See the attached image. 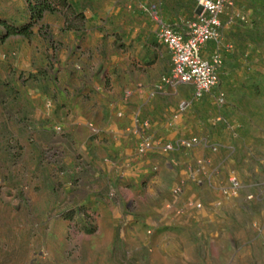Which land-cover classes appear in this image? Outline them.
<instances>
[{
	"label": "rangeland",
	"instance_id": "obj_1",
	"mask_svg": "<svg viewBox=\"0 0 264 264\" xmlns=\"http://www.w3.org/2000/svg\"><path fill=\"white\" fill-rule=\"evenodd\" d=\"M195 4L97 0V19L47 12L29 37L6 40L0 27V264H264V0H235L219 39L202 49L221 59L204 104L193 86L163 84L171 72L164 59L150 61L163 70L153 82L136 64V83L122 90L167 87L155 89V101L176 113L185 103L187 121L171 140L148 134L165 143L196 136V146L132 156L127 169L149 159L148 172L124 175L125 161L110 158L92 131L101 93L114 95L126 80L114 77L118 50L137 51L157 35L152 10L182 29ZM5 20L29 23L27 2L0 0ZM53 26L82 31L80 46L66 47ZM63 54L69 62L61 70ZM72 71L80 81L70 82ZM231 175L239 179L235 193Z\"/></svg>",
	"mask_w": 264,
	"mask_h": 264
},
{
	"label": "crops",
	"instance_id": "obj_2",
	"mask_svg": "<svg viewBox=\"0 0 264 264\" xmlns=\"http://www.w3.org/2000/svg\"><path fill=\"white\" fill-rule=\"evenodd\" d=\"M69 1L74 11L76 13L83 14V16L86 18L97 19V17H101V13L97 10L95 5L97 0ZM179 19V23H181L183 19ZM173 24L176 25L175 23ZM52 28L55 37H57L58 40H60L66 47L70 44V48H72V45L74 44L79 47L81 40L84 38L82 31L72 28L66 30L64 27L56 26H53ZM95 28H90V31L93 30L94 34H97V36L101 39L100 41L103 42V34H99L100 30H97L98 27ZM151 35L152 37L149 40H141L142 44L139 45L137 51L130 48L127 49V52L124 55L122 54V48L118 50L119 52L117 53V56L113 57L114 59L112 61V64L115 65L116 68V76L114 75V77L118 78L119 80H125L126 77V80L121 83L118 82L113 88L114 95H110L108 98L104 96L105 92L103 91V93H101L102 100L98 101L96 109L93 111L95 112L94 114L97 113L98 115L93 118H96V124H94L95 129L92 128V131L94 132L95 136L99 137V139H105L103 144L108 146L107 150L109 151L110 158H116L118 161H120V164H123L125 161L124 169H127V167H129L131 164L130 162L132 160V156H136L135 158L139 159L137 157L138 148L136 147H138L141 138L134 131V116L142 117L143 120L151 122V126L148 130L149 132L151 131V134L153 133L160 136H166V139L169 140H171L172 137L181 134V129L184 125V122L187 121L186 117L184 118L182 114L177 115L178 113H176L174 110H171V113L169 108L155 101L156 97L153 96L157 93L155 89H158V91H163L161 93H165L164 89L168 86L160 87V85L154 84V88L149 90V92H147V89L144 90L142 88H135L133 92H128L129 90H126L123 96L122 90L127 89V85H132V83L135 82L134 80H137L139 77L136 75V64L138 65L142 62V67H144L143 72L152 78L150 79L151 82L154 81V77H158L160 71H163L154 70L153 68L156 67L157 64L154 66L152 62L155 61L154 63H158L160 59H164L168 61L172 68V55L169 51V48L158 39L155 33H151ZM118 44L121 43L118 41L117 45ZM66 56L67 54H63L57 57L59 58V63L56 64V66L60 67L61 70H64L65 68L63 65L69 62L66 61ZM151 59L153 60L152 62H150ZM68 70L69 68L67 71ZM68 78H71L70 82L72 83H74L75 79L77 80L76 82L80 81L79 74L73 73V71L71 72V76ZM120 84H122L123 87ZM142 84L146 86V83L141 82L140 85ZM128 93L129 96H127ZM198 99V103L200 105L204 104L202 97ZM90 107L92 106H89L88 109ZM218 120H220V118ZM198 121L200 127L202 128V118L200 117ZM190 138L193 137L191 136ZM114 150H116V152ZM148 164L149 159H143L141 162L135 163L132 168L127 169L128 171L124 170L123 173L124 175H128L130 173H134L136 176L141 174L145 175L144 173L148 172ZM151 179L152 181H157L161 180L162 178L160 176H153ZM143 181L144 180H142V182ZM129 184L130 182L127 178H125L124 187H129Z\"/></svg>",
	"mask_w": 264,
	"mask_h": 264
},
{
	"label": "built area",
	"instance_id": "obj_3",
	"mask_svg": "<svg viewBox=\"0 0 264 264\" xmlns=\"http://www.w3.org/2000/svg\"><path fill=\"white\" fill-rule=\"evenodd\" d=\"M234 2L235 0H196L194 15L183 20L182 29H178L176 25L167 22L159 13L152 10L158 39L169 48L172 55L170 75L162 79L165 86L190 85L194 88V95L201 98L218 85L221 59L218 56L207 59L202 54V49L211 41L219 39L222 17ZM185 109L186 104L182 103L177 115ZM134 124V131L141 138L137 149V154L141 157L155 150L170 154L180 149H191L199 143L196 136L165 143L151 138L148 134L151 126L149 121L134 116ZM91 127L95 129L93 124ZM239 185L238 177L231 175L228 192L235 193ZM174 192L181 194L183 187L176 186ZM188 207L201 208V204L190 202Z\"/></svg>",
	"mask_w": 264,
	"mask_h": 264
},
{
	"label": "trees",
	"instance_id": "obj_4",
	"mask_svg": "<svg viewBox=\"0 0 264 264\" xmlns=\"http://www.w3.org/2000/svg\"><path fill=\"white\" fill-rule=\"evenodd\" d=\"M27 2L30 21L25 26L17 27L8 21H0V27L6 32L2 39L6 40L10 36L29 37L32 34V28L44 19L47 12L69 11L76 13L69 0H24ZM82 19L83 14L76 13Z\"/></svg>",
	"mask_w": 264,
	"mask_h": 264
}]
</instances>
